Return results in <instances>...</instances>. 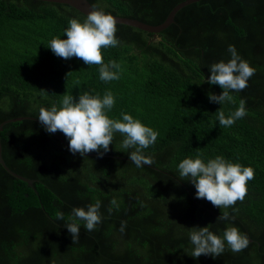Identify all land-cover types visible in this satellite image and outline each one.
Here are the masks:
<instances>
[{
    "label": "trees",
    "instance_id": "16d2710c",
    "mask_svg": "<svg viewBox=\"0 0 264 264\" xmlns=\"http://www.w3.org/2000/svg\"><path fill=\"white\" fill-rule=\"evenodd\" d=\"M88 1L107 14L157 25L183 0ZM86 17L62 3L0 0V123L25 117L3 125L2 157L13 172L34 179L30 186L0 165V264H264V0H199L156 34L116 23L119 45L102 54L122 71L107 83L99 66L65 60L48 47L57 36L67 39L71 18ZM229 45L255 74L242 92L230 93L235 103L221 105L209 100L210 92H223L208 83L209 67L231 59ZM109 90L115 98L105 110L109 118L126 113L158 132L143 150L151 166L131 162L135 149H123L118 132L103 156L72 154L64 134H49L38 119L40 107L60 106L65 94L78 101L84 91L102 98ZM241 99L247 115L220 127L216 112L228 116ZM197 154L253 168L243 202L220 209L196 198L178 165ZM113 198L119 208L109 214ZM96 200L102 222L89 233L81 221L74 243L67 217ZM222 211L230 218L217 221ZM57 212L65 219L55 220ZM206 226L221 237L237 227L249 245L233 253L225 242L219 257H192L190 229Z\"/></svg>",
    "mask_w": 264,
    "mask_h": 264
},
{
    "label": "clouds",
    "instance_id": "9594fccd",
    "mask_svg": "<svg viewBox=\"0 0 264 264\" xmlns=\"http://www.w3.org/2000/svg\"><path fill=\"white\" fill-rule=\"evenodd\" d=\"M81 22L76 18L69 20V27L65 30L67 39L59 36L53 38L48 47L52 52L65 60L76 57L85 64L99 66V78L103 82H111L120 78L121 65L116 61L104 62L102 49L117 47L119 40L116 38V19L98 9L95 5ZM228 52L231 59L227 62L221 60L213 63L208 83L219 85L223 92L220 95L209 93V100L213 103L224 105L226 102L235 103L231 92H242L248 86V80L255 74V68L238 55L234 45H229ZM115 104L113 93L106 91L101 98L99 94L92 95L88 91L80 94L78 101L71 95H63L60 106L53 104L50 109L39 108L38 119L49 133L61 132L69 141V150L72 154L79 153L85 156L93 151L101 156L110 151L114 133L123 136L121 147L125 150L135 149L129 154L130 160L138 168L144 165L151 166L154 161L143 154V150L153 145L158 137V132L145 126L139 119L122 113L121 119H111L105 110H111ZM220 127H231L236 120L247 115L246 100L239 101L238 108L228 116L220 108L217 112ZM102 150V151H101ZM179 177L189 180L196 189L197 199H206L220 209L234 206L237 201L243 202L247 195V183L254 179L252 167L232 163L223 156H216L205 162L201 154L195 158L183 159L179 165ZM101 202L73 208L64 223L72 236L74 243L78 242L81 230L87 232L96 230L102 222L99 209ZM113 208L118 209L119 204L115 198L110 201L109 214ZM230 214L222 211L217 221L228 220ZM55 220L65 219L63 212H57ZM234 219V217H232ZM126 222H121L120 231L123 232ZM189 237L193 250L191 256L199 258L201 255L221 256L225 251V242L233 253H239L249 245V238L241 234L237 227L229 226L218 236L209 230V227H193Z\"/></svg>",
    "mask_w": 264,
    "mask_h": 264
},
{
    "label": "water",
    "instance_id": "95a60500",
    "mask_svg": "<svg viewBox=\"0 0 264 264\" xmlns=\"http://www.w3.org/2000/svg\"><path fill=\"white\" fill-rule=\"evenodd\" d=\"M40 1H46V2H52V3H62V4H66L71 6L72 8L76 9L77 11H79L80 13L84 14L85 16H87L88 13H90L93 9V6L90 4V2L88 0H40ZM199 0H183L179 3H177L176 5H174L172 7V9L169 11V13L167 14L166 18L164 19L163 22L157 24V25H151V24H147L144 23L142 21H139L137 19L134 18H128V17H120V16H114L112 15L117 23L120 24H124V25H128V26H132V27H136L138 29H141L143 31L146 32H150L153 34L159 33L162 30H164L165 28H167L174 20V16L176 14V12L181 9L182 7L197 2ZM25 117L19 116V117H13V118H9L4 120L3 122L0 123V132L2 131L3 125L8 123V122H16V121H21L22 119H24ZM0 165L11 175H13L14 177L25 181L28 185L32 186L34 179H30L27 178L23 175H20L18 173L13 172L10 168L7 167L3 157H2V146H1V140H0Z\"/></svg>",
    "mask_w": 264,
    "mask_h": 264
}]
</instances>
